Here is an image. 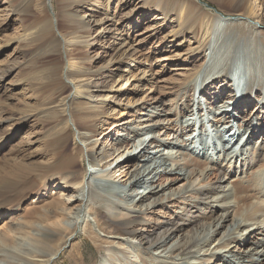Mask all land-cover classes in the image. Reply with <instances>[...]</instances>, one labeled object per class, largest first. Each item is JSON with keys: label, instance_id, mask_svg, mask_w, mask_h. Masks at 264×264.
I'll return each mask as SVG.
<instances>
[{"label": "bare ground", "instance_id": "1", "mask_svg": "<svg viewBox=\"0 0 264 264\" xmlns=\"http://www.w3.org/2000/svg\"><path fill=\"white\" fill-rule=\"evenodd\" d=\"M58 1L60 13L46 16L44 9L52 6V0H0V18L13 17V23H20L21 31L14 40L43 46L50 56L45 75L35 62L28 77L17 83L28 96L18 106L19 116L0 118V129L14 130L11 137L25 119L34 117L26 130V147L13 157L14 168L34 166L35 176L44 185L57 180L55 188H71L60 195L63 206L56 207L60 210L56 218L44 214L39 222L29 224L38 227L37 233L36 229L33 234L22 233L20 229L27 225L21 221L10 227L18 242L7 253L11 258H0V264H53L64 245L50 254L40 253L37 247L48 244L57 231L65 232L67 244L74 236L69 231L80 229L83 222L99 230V219L92 213L97 208L94 205L104 207L103 203H107V219L101 220L109 231L104 234L109 239L106 248L117 252H111L101 264H264V141L251 142V135L246 138L257 131L261 136L264 126L252 120L259 105L264 106V42L258 45L264 0H227L239 14L221 12L225 17L209 11L210 4L202 0H144L139 6L137 0ZM131 6V12L126 11ZM84 8L86 12L80 16ZM120 12H124L122 17ZM141 26L143 33L138 32ZM117 30H122L120 37H115L105 55H110L107 61L112 65H89L90 53L95 52L91 47L100 43L96 38ZM220 31L226 36L221 52L216 51L218 42L214 40ZM159 32L161 43L149 52L159 55L156 61L162 74L175 62L184 80L176 84L162 75L169 83L163 88L171 90L155 85L145 94L156 75L146 63H139L143 55L148 58L139 48ZM90 37L94 39L91 49ZM240 42H248L247 53L236 49ZM212 53L216 59L211 62L208 55ZM128 59L131 68L124 69ZM101 74L109 77L102 86L97 81ZM157 89L162 93L156 95ZM171 94L174 97L168 99ZM118 108L121 114L116 117ZM238 120L245 122L241 131L234 129ZM36 125L46 126L48 133L59 129L58 148L43 143L42 147L48 144L49 148L37 162V155L26 154L37 140L30 129ZM71 130L80 146L79 153L74 152L77 156L60 147ZM107 137L112 143L107 147L109 154L104 148L102 153L96 151ZM185 151L190 157L180 160ZM79 156L89 164L81 178L76 177L75 169ZM186 159L208 164L201 170L188 169L182 165ZM162 172L176 173L183 181L158 186L155 179ZM211 173L215 176L207 181ZM125 187V195L119 193L114 201L105 199L106 193ZM4 193L11 198L17 194L15 200L25 195L12 190ZM167 199L174 203L189 199L190 203L147 233L129 226L137 215ZM1 206L3 216L7 209ZM43 231L48 233L44 236Z\"/></svg>", "mask_w": 264, "mask_h": 264}, {"label": "rangeland", "instance_id": "2", "mask_svg": "<svg viewBox=\"0 0 264 264\" xmlns=\"http://www.w3.org/2000/svg\"><path fill=\"white\" fill-rule=\"evenodd\" d=\"M171 1H174V0H171ZM202 1L208 2L210 4L208 9L212 13L219 14L221 16H223L221 12L225 13L228 16L230 15L236 16L237 14H239L238 13L239 9L235 8L233 11L230 8L231 4L227 3V0L225 1L222 0L221 2L220 1L214 2L212 0H202ZM52 2H53L52 6L49 5L44 9V14L46 16L52 15L54 13L56 14L60 13L59 12L60 11L59 1L52 0ZM143 3H144V0L136 1V4H138V6L142 5ZM132 7L133 6L128 7L126 11L131 12V10L133 9ZM215 8H218L219 10L217 11ZM85 12L86 10L84 8L79 11V15L83 16ZM141 13H142V10H140L139 14ZM123 14L124 12H120L119 16L122 17ZM144 17L146 16L144 15ZM123 21L122 22L124 25V29L128 31L129 27L126 26L127 21H128L127 18L124 17ZM13 22H14L13 17H9L7 20L0 18V78L2 75H4L2 82L0 81V84L3 83V86L0 87V118L9 117L14 114L16 116H19V113H17L19 109L18 106H20L21 103L28 96L26 95V92L23 91L24 86H22L21 84H17V83L25 80V78L28 77V73L29 71H32L33 65L35 64V62L37 63L36 65L38 66L39 70L42 69L41 70L42 73H40L41 75H45V72L49 70V66H50V63L48 61V59H50V56L48 53L45 52V47L37 46V45L28 46V45H25V43L23 42L14 40L19 35V32L21 31V26H20V23H18V21L15 23ZM260 25H258V30H260L259 32L260 34L258 35L259 36L258 45H260L261 42H264V23ZM143 28L144 27L141 26V29L138 32L143 33L145 31V29ZM121 31L122 30H119V31L117 30V32H114L113 35H108L107 33H101V35H99V37L96 38V41H95V42L99 41L100 43L95 47L93 46L91 47V45L94 42L93 37L89 38L90 40H89L88 48L89 49L92 48L91 50H95V52L90 53L91 57L88 63H92V64H89V65H91L92 67L94 66L98 67L99 65H101L100 67H109L112 65L110 62H108L110 60V55L108 56H105V55L107 54L108 49L110 48L109 47L111 45L110 43L113 42L116 36L120 37L119 36L120 33L118 32H121ZM10 39L12 40L9 42ZM160 39H161V35L159 32L156 36L149 39L147 41L148 43L141 44V48H139L140 53L144 52L148 56V58L142 53L143 56L140 57L141 62L139 60L137 61H139V63L142 65H144L143 63H146V66L150 67V70H151L150 72H154L156 75L155 78H153L150 84H148V86L146 87L145 94L151 90H154L153 87L155 85H160V86L162 85V88L164 87V85H166L165 87H168L169 83L162 80V75H163V78H166V80H173V82L176 84L184 80L183 79L184 77L180 74V71L177 70L176 66L174 67V65L176 64L175 62H171V64H169L167 68H165L166 71L164 72V74L160 72L161 69L158 66L159 61H156L159 55L158 54L152 55V53L149 52L155 46H158L161 43L159 42ZM223 39L224 40L226 39L224 32L223 31L218 32L216 37L214 38V40H217L218 42L216 44V46L218 47L216 48V51L221 52L220 50L223 51L225 49L223 47L225 43L223 42ZM6 43L8 44L6 45ZM237 44L238 43H234V45H237ZM247 45H248V42H240L238 47H236V49H242L240 50V52L245 54L249 51L248 50L249 48L247 47ZM236 49H234L233 51H236ZM97 52L100 53V56H95ZM214 55L215 54L213 53L208 55L212 57L211 62L214 59H216ZM222 62L224 64L225 61L223 60ZM131 63H132V60L128 59L127 62H124L123 68L124 69L131 68V65H132ZM102 64L103 65L105 64V66H103ZM97 67L94 69H97ZM242 68H244L243 65H242ZM226 69L227 67L224 66L223 71L225 72ZM98 78L99 79L97 81H98V85L100 86L104 85V83H106L109 80V77H106L104 74H101ZM235 80L238 81V78ZM157 88H159V90L161 91V87H157ZM163 89L167 91L171 90L169 88L167 89L163 88ZM159 90L155 92L156 95H158V93L160 92ZM69 91L70 90L68 88L66 90V94H68ZM161 93L162 92H160V94ZM170 97H174V95L171 94L170 96H168V99ZM261 105H259L258 110L255 112L252 120H253V123L262 122L264 125V112H263L264 106L263 105L261 106ZM136 108L138 109V107H135V109ZM138 112H141V110L139 109ZM134 113H136L135 110H134ZM120 114H121V110L119 109L117 114H115L114 116L117 117ZM178 114L181 115L180 112H178ZM33 118L34 117L25 119L23 121V124H21V126H18L17 131H15L11 137H10V134L12 133V131H14L11 129V127L10 129H6V127H4L3 129H0V204H2L1 207L6 208L7 209L6 212H8V213L5 212L3 216H0V255L1 256L4 255L2 257L0 256L2 260L3 259L5 260L6 256L11 258V255H7V253L12 252L13 249L17 245V243H14V242H18L16 241V238L14 236L15 235L14 231L10 232L9 230L10 227L12 226V229H13L15 227V222L21 221V222L26 223L27 225V227H25L24 229H20V230H23V232L21 231L22 233L33 234L34 231L35 233H37L38 227H33L29 224L33 222H39L41 220L40 217H42L44 214L50 215L52 218H56L60 214V210L56 209V207H58V204H60V201H61L59 198L60 195L62 193L67 194V192L71 190V188H66V189L55 188V185L57 184V180L56 181L54 180L52 183L48 185H44V182L42 181V179L35 176L36 172L34 171V166H31L30 168H17V169L14 168L16 164H15V159L13 157L15 153L18 151V149L21 150L26 147L25 142L27 141L29 137V134L26 130L28 129V127H30L31 124H33V121H32ZM233 124L235 126L234 127L235 131H241L242 129H244L245 122L238 120V121H235ZM6 125L8 124L6 123L5 126ZM77 125L79 128H81L79 123H77ZM263 127L264 126H262V129H261L262 131V135L260 134L261 136L256 134L258 132L257 131V132H254V134L248 133L246 135V138L247 136L251 135L250 137H254L252 138L251 142L264 141V133H263L264 128ZM30 129L34 133V136H37V140L30 147V149L26 151V154H31V156L37 155L35 157V161L39 157H41V159L45 157V154L47 152V149L49 148V145L47 144L44 147H42L43 143L46 144L50 142V144H53V145L56 144L54 145V148L56 147L58 148L57 142L59 141V132H58L59 129L56 130L55 128L52 131H49V133H48L47 127L44 125L43 126L36 125ZM115 131L116 132L118 131L117 127L115 128ZM70 132H68V138L65 141L64 146L63 147L60 146V147L63 150H65V152L69 154L72 153L75 156L76 154L79 153L80 146L74 138L73 131L71 130ZM38 136H44L45 139L44 140L40 139ZM184 136H187V135H184ZM107 141H108V137L103 138L102 143L98 145V147L96 146V151L102 153L101 149L103 148L106 149V151H108L109 145L112 143L109 141L107 142ZM186 142L187 141H185V143ZM175 148L176 150L178 149V147H175ZM74 152L75 153L77 152V153L74 154ZM107 153L109 154V151ZM175 155H177V153ZM189 155H190L189 152L187 153V151H185V154L182 155V157L179 155L180 160L183 157L184 158H186L187 156L190 157ZM179 156L177 158H179ZM79 157H78L77 164L75 165V169L77 170V174H76L77 178L78 177L81 178V176H83V174L85 173L84 170L89 166L87 159L82 160V158L80 157L81 158L80 159ZM108 158L110 157L108 156ZM261 163H264V162H261ZM207 164L208 162H205L203 160L198 161L194 159L192 160L186 159V162H184L182 165L185 167H188V169L195 167L197 168V170H201V169L206 168ZM261 165L264 166V164H261ZM259 167H255L254 169H257ZM211 175H212L211 178H209L207 181L213 180V177L215 175H213L212 173ZM27 181L29 182L28 188L22 189V186L26 185ZM182 181L183 179L180 178L178 174L176 173L168 174L167 172H162L158 174L155 179V183L158 186L166 185L171 182L180 183ZM139 186H144V183L140 184ZM6 190L8 191L12 190L14 191V193H18L21 195L25 194V195L23 198L21 197L19 199V197H17V199L15 200L14 196H18V195L14 194L13 198H11L8 194L4 193V191ZM127 190L128 188L125 187V188H122L121 190L122 192L121 191L119 192V190L117 191V193H113L112 191H110L106 193L105 199L107 200L108 198V200L114 201L118 197L119 193L125 195ZM187 200L189 199H186V201L185 199H181L180 201L174 203V201H170L167 199L165 204H159L155 206L152 210L145 211L144 213L137 215L136 221L133 222L129 226L137 229L138 231H142L143 233H147L148 230L157 228L159 225H161V223H164L167 219L171 220L172 216L177 215L180 211H182L185 207H187V204L190 203V200L189 201ZM132 203L133 202L131 201V203L130 204L128 203V204L131 205ZM103 204H104V207L107 205V203H103ZM60 205L63 206V204H60ZM94 206H96L97 208H95V211L93 212L94 214L92 213V215H94L95 219H99V224L101 226L99 227V230L93 229L88 222H83L80 225L81 230L72 229L69 231L70 234L74 232V236H72L71 239L67 241V244H65L67 237L63 238V234L65 232L58 233L57 231V235L53 236L50 240H48V244L37 247L38 250L40 249V253L50 254L51 252L56 250L59 246L64 245L65 248H64L63 253L60 254L59 258H57L53 264H101V261L105 260L107 256H110L111 252H114L113 255H116L117 251L107 250L106 248L108 245L106 244V241H109V239H107L106 236H104V234L108 233L109 231L106 228V226L103 224V221L101 220V218L103 220L107 219L105 215V209L100 204H97ZM179 208L182 210H180ZM13 209H15L14 212L10 213V211ZM111 216L112 215H110V218ZM191 224L194 225V221H192ZM52 230L54 229H51L50 231ZM43 232H44V236H45V233H48L45 231ZM5 243L7 244L5 245ZM10 258L8 259L11 260ZM1 259L0 261H2Z\"/></svg>", "mask_w": 264, "mask_h": 264}]
</instances>
